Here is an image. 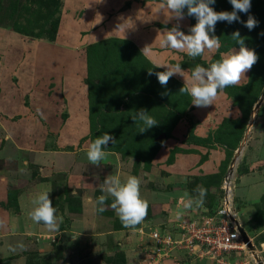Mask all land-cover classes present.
<instances>
[{
	"label": "rangeland",
	"instance_id": "1",
	"mask_svg": "<svg viewBox=\"0 0 264 264\" xmlns=\"http://www.w3.org/2000/svg\"><path fill=\"white\" fill-rule=\"evenodd\" d=\"M86 1L89 6L100 4L101 11H105V0H0V191L1 186H9L8 201L1 192L0 201L5 200L6 208L15 202L12 209L18 210V185L25 181H20L17 189L13 187V180L21 174L19 170H11V166L17 160H25L27 154L16 150V143L22 147L47 143L46 146L59 151L62 148L73 153L71 157L80 161V166L65 165L68 170L48 177L54 189L53 206L77 212L81 197L86 193L92 196L98 214L124 230L117 243L106 236L105 242L94 247L101 249L104 261L127 264L136 257L135 264H149L146 239L140 230L174 232L176 225L189 217L213 211L220 202L222 180L228 176L232 180L237 216L252 240L256 255L264 263L261 244L264 241V97L254 107L264 92V50L258 48L264 41V7L260 9L258 4L262 2L264 6V0H252L248 14L238 13L240 18L255 17L259 23L254 31L235 29L234 22H217L215 32L210 35L220 38L218 50L196 58L181 52L178 61H169L173 66L181 65L190 80L197 65L210 67L222 54L239 51L232 33L238 30L246 34L241 36L245 45L257 53V63L236 89L226 88L215 104L208 107L193 105L192 98L180 92L185 84L182 76L173 75L167 86H162L155 73L166 71L165 68L155 67L157 64L127 38L111 36L91 43L73 38L67 47L75 52L74 60L69 61L70 52L61 47L67 44L61 45L63 40H57L58 29L62 26L68 30L75 24L74 20L82 18ZM210 6L217 12L233 10L229 0H216ZM184 10L187 14V8ZM101 13L98 26L102 28L106 17ZM196 23L197 20L192 22L191 27ZM68 62L72 64L68 66ZM84 109L88 111L87 117L76 113ZM140 109L149 111L159 124L140 133L142 125L131 118ZM106 132L116 142H109L105 161L99 166L92 165L87 158L88 148ZM235 155L236 162L229 175ZM129 176L140 180L141 196L149 205L147 217L135 229L122 225L111 208L114 198L102 192L107 177H119L123 182ZM247 177L260 184L255 197L252 193L242 195V189L250 185ZM78 185L82 190L87 187L86 192ZM71 186L77 190L71 191ZM198 187L207 190L203 206L193 203L186 208L190 200L199 198ZM101 195L107 197L103 212L97 204ZM58 236L53 238L52 246L48 243L44 247H48L46 250L32 252L30 262L52 264L56 260V264H63L67 256L72 262V245L67 241L64 246ZM28 243L22 241L26 249L31 248ZM82 248L83 252L87 249ZM74 249L82 253L77 245ZM90 250L88 263L97 255L96 250ZM185 252L175 251L155 264H212L205 257ZM230 259L231 264L247 260V264H257L250 254L241 252Z\"/></svg>",
	"mask_w": 264,
	"mask_h": 264
},
{
	"label": "crops",
	"instance_id": "2",
	"mask_svg": "<svg viewBox=\"0 0 264 264\" xmlns=\"http://www.w3.org/2000/svg\"><path fill=\"white\" fill-rule=\"evenodd\" d=\"M105 1L108 5H106L107 8L105 7V11H101L99 8L100 4L98 6H89V1H86L87 9L82 18H76L77 20H74L75 24L69 26L68 30L66 27H59L57 40L59 42L63 40L60 42L61 45H63L64 42L67 44L61 46L63 49H65V47L68 49V42H72L73 38L82 42L87 40L91 43L99 39L115 36L132 40L139 47L141 52H145L144 54L156 64L173 66L169 61H178V54L181 52L162 47L161 41L164 39L166 30L171 29L178 23L181 31L185 34H191L190 28L192 22L185 10V18L178 22L176 19L170 18L172 13H170L166 7L161 8L164 0ZM125 5L126 8H123ZM66 8H68V3L65 9ZM90 8L94 10V13ZM101 12H103V16L106 17L105 26L102 28L98 26V22L101 20ZM80 22H83L84 25L79 24ZM68 24H70L69 21ZM68 38L70 39L68 40ZM76 44L79 43L76 41ZM51 45L52 44H49V46ZM146 47L148 48L143 51ZM51 50L53 51V48H51ZM68 52H70V54H68L69 61H73L74 59L72 60V56L75 52H72V48L68 49ZM205 52H208V54L210 53L207 50ZM70 64L72 63L68 62V66H70ZM77 64L78 61L76 60V65ZM164 68L166 70V67ZM174 76L180 77L179 74H175ZM181 78L185 80L184 77ZM76 113L80 114L79 116L87 117L88 111L84 109ZM56 140L57 138H55V141ZM46 144H39L41 145L39 147V145L37 146L32 143L29 145L25 144L24 147H22L21 144L16 143V150H23L22 152L26 153L27 157L25 160H17V162L11 166V170H19L21 174L17 179L15 178L13 180L12 185L17 189V185L20 181L25 182L23 185H18V188H20L18 193L20 199L16 202V207L18 209L16 211L12 209L15 202H13V205L10 204L9 208L3 205L8 201L6 198L9 194V186H1L0 192L4 196L6 202L5 200L0 201V264H32L30 261H32L33 258L30 257V254L32 252L37 253V251L41 253L42 249L46 250L48 247H44H46L48 243L52 246L51 242H54L53 238L58 235V241L61 244L65 246V242L68 241L73 247L70 251L73 254L71 257L72 262L67 256L65 260H62L63 264H107L101 254V249L98 250L94 247H97L103 241L105 242L106 236H109L111 240L117 243L121 234H124V230L122 228H116L108 221L109 219L107 220L103 215L98 214L95 208V200L87 193L81 197L83 199L80 202V210L77 212L69 210L68 208V210L66 208L60 210L58 206L55 207L57 209V215L62 218L59 223V228L56 231H50L43 223H35L30 218V212L34 208L32 202L38 195L47 192L49 193L50 199L53 200V184L52 180L48 177L53 176L54 172H59L64 169L68 170L69 167L77 168L80 166V161L71 157L73 153L62 151V148L61 151H59L54 146H46ZM115 157L117 156L115 155ZM65 165H68V168H64ZM77 174L79 175L81 172L78 171ZM252 178L253 177H251V181H249L250 179L247 177V184L250 185L246 189H242V195L252 193L253 197H255L254 193H257L260 184L257 183L255 179L252 180ZM5 182L7 183L6 180ZM75 187L76 186H71V191H76L77 189ZM78 187L82 192H86L87 187L83 190L81 185H78ZM103 217L105 222L102 221ZM37 234L39 236H36ZM22 241H29L28 247L31 248L26 249ZM261 244L262 247H264V241ZM76 245L81 249L82 253L79 254L74 249ZM82 247H87L85 252H83L84 248ZM90 248L96 250L97 255L94 256L93 261L88 263L87 258H89L88 255L91 252ZM124 258L125 260L127 259L126 257ZM133 258V262L130 259L127 264H135L136 257ZM125 260L123 259V263ZM52 264H56V260L52 261Z\"/></svg>",
	"mask_w": 264,
	"mask_h": 264
},
{
	"label": "clouds",
	"instance_id": "3",
	"mask_svg": "<svg viewBox=\"0 0 264 264\" xmlns=\"http://www.w3.org/2000/svg\"><path fill=\"white\" fill-rule=\"evenodd\" d=\"M216 0H164L161 8H167L172 13L170 18L178 22L185 18L184 9L187 8V16H194L197 23L190 28L191 34H185L180 30L179 23L171 29L166 30L164 39L161 41L162 47H167L176 51L186 52L189 57L196 58L203 56L205 51L213 52L221 47L220 38L210 33L215 32L217 22L226 21L229 24L240 22L249 31L258 26V21L254 16L249 15L247 21H242L238 13L248 14L251 9L252 0H229L233 10L217 12L210 5H214ZM264 34V33H262ZM231 37L236 44H239V51L235 49L232 54L224 56L210 67L197 65L191 72V79H187L181 65L169 66L157 64L155 67H166V71L157 72L155 75L162 86H167L173 75L179 74L184 77L185 84L180 92L186 93L191 99V103L197 107H208L215 104L224 90L230 86L239 85L246 78V73L257 63L259 57L255 50L249 49L245 45V38L237 30ZM146 47L143 51H145ZM151 75L152 72L149 71ZM167 93H162L166 95ZM132 120L139 122L142 126L139 132L143 133L157 126V120L149 115V111L140 109L131 117ZM111 142L114 144L116 139L109 133L99 136L88 148L87 158L92 165L99 166L108 156L107 146ZM140 180L136 176H129L125 181L119 177H107L102 192L113 197L111 208L115 210L122 225L126 228H133L143 223L148 214V202L141 196ZM199 198L190 200L185 205L186 208L192 207L195 203L197 207L203 206L204 197L207 190L198 187ZM106 196L101 195L97 198L100 212L105 211L104 204ZM34 208L30 212V218L35 223H43L48 230L56 231L62 218L57 215V209L45 192L38 195L33 200ZM179 218V217H178Z\"/></svg>",
	"mask_w": 264,
	"mask_h": 264
},
{
	"label": "built area",
	"instance_id": "4",
	"mask_svg": "<svg viewBox=\"0 0 264 264\" xmlns=\"http://www.w3.org/2000/svg\"><path fill=\"white\" fill-rule=\"evenodd\" d=\"M232 188V180L226 176L221 184L219 205L211 212L189 217L187 221L177 224L174 232L140 230L146 239L145 250L151 259L148 260L149 264L158 263L162 258H169L175 251L182 250L197 257H205L212 264H231L230 258L238 256L240 252L250 254L255 260L238 230L239 226H243L234 206ZM248 262L239 261L234 264Z\"/></svg>",
	"mask_w": 264,
	"mask_h": 264
},
{
	"label": "water",
	"instance_id": "5",
	"mask_svg": "<svg viewBox=\"0 0 264 264\" xmlns=\"http://www.w3.org/2000/svg\"><path fill=\"white\" fill-rule=\"evenodd\" d=\"M123 8H126V5L123 7ZM263 97H264V92L262 93V95H261V97H260V99H259V101L257 102V104H255V108H257V106L260 104V102L262 101V99H263ZM251 124V123H250ZM244 143V139H243V142H242V144ZM242 147V145L238 148V151H240V148ZM236 155H235V157L233 158V160H232V162H231V165H230V167H229V169H228V173L230 174L231 172H232V170H233V165H234V163L236 162ZM238 230H239V232H240V234H241V236H242V238H243V241L244 242H246L247 243V248L250 250V251H255L254 250V246L252 245V242L249 240V237H248V235H247V233H246V231L242 228V227H238ZM254 258H255V260H256V262H257V264H264L261 260H260V258L256 255V257L254 256Z\"/></svg>",
	"mask_w": 264,
	"mask_h": 264
},
{
	"label": "trees",
	"instance_id": "6",
	"mask_svg": "<svg viewBox=\"0 0 264 264\" xmlns=\"http://www.w3.org/2000/svg\"><path fill=\"white\" fill-rule=\"evenodd\" d=\"M256 6H253L252 8H255ZM258 7L261 9L262 7H264V6H262V2H259V4H258ZM242 21H247V17H245V16H243V17H241L240 18ZM191 20H192V22H194L195 20H196V18L194 17V16H192L191 17ZM233 24H235L233 27L235 28V29H244V30H249L248 28H246L245 26H244V24H242V23H240V22H234ZM255 29V28H254ZM254 29H253V31H254ZM240 34H242V35H246L245 33H240ZM264 41L262 42V45H258V48L260 49V50H264ZM94 45V44H93ZM230 88L231 89H236L237 87L236 86H230ZM168 135L166 134L165 135V137H167Z\"/></svg>",
	"mask_w": 264,
	"mask_h": 264
},
{
	"label": "bare ground",
	"instance_id": "7",
	"mask_svg": "<svg viewBox=\"0 0 264 264\" xmlns=\"http://www.w3.org/2000/svg\"><path fill=\"white\" fill-rule=\"evenodd\" d=\"M251 253L253 254V256H255L256 257V254H257V252L256 251H251Z\"/></svg>",
	"mask_w": 264,
	"mask_h": 264
}]
</instances>
